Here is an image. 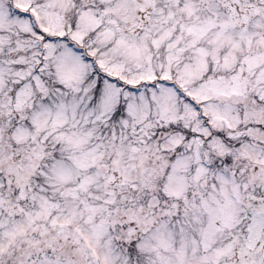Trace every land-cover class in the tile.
Segmentation results:
<instances>
[{"label": "snow or ice", "instance_id": "6c2138e0", "mask_svg": "<svg viewBox=\"0 0 264 264\" xmlns=\"http://www.w3.org/2000/svg\"><path fill=\"white\" fill-rule=\"evenodd\" d=\"M0 264H264V0H0Z\"/></svg>", "mask_w": 264, "mask_h": 264}]
</instances>
